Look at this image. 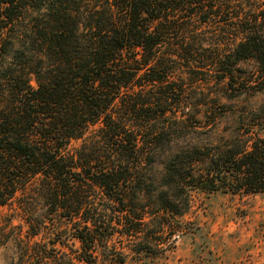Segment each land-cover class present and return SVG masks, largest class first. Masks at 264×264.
<instances>
[{
    "label": "trees",
    "instance_id": "1",
    "mask_svg": "<svg viewBox=\"0 0 264 264\" xmlns=\"http://www.w3.org/2000/svg\"><path fill=\"white\" fill-rule=\"evenodd\" d=\"M204 1L0 0V206L37 179L50 213L71 224L76 261L96 264L98 230L110 211L121 235L138 239L134 252L152 254L150 224L182 214L177 194L186 205L195 189L264 193V134L254 133L243 150L202 160L197 150L189 158L174 154L162 168L161 190L142 189L161 134L151 124L165 112L155 110L160 93L145 91L163 83L158 47L175 12ZM247 1H259L258 12L239 21L241 37L226 60L231 67L253 60L264 76V0ZM90 127L93 148L83 156L69 152L70 141ZM94 191L113 209L97 207ZM165 223L159 232L172 227ZM55 249L48 254L44 244H32L27 264H68Z\"/></svg>",
    "mask_w": 264,
    "mask_h": 264
},
{
    "label": "rangeland",
    "instance_id": "2",
    "mask_svg": "<svg viewBox=\"0 0 264 264\" xmlns=\"http://www.w3.org/2000/svg\"><path fill=\"white\" fill-rule=\"evenodd\" d=\"M259 6V1L206 0L176 11L168 20L166 41L157 52L161 62L157 76L163 83L145 87V91L160 93L161 105L155 110H165L151 124L161 134L152 163L145 168V194L161 190L162 168L174 154L184 152L189 158L197 150L196 159L202 160L221 150H243L253 133L264 134V76L253 60L232 67L226 60L241 37L239 21L255 10L257 14ZM94 130L90 127L82 138L70 141L67 150L86 154L93 148ZM203 167L198 164L195 169ZM92 194L97 207L113 209L115 203L97 191ZM188 196L187 207L183 194L175 197L181 215L167 221L156 217L150 224L152 254L134 252L138 239L121 235L125 229L110 211L98 230L102 242L94 249L96 264H264V193L195 189ZM144 201L147 210L154 212L152 201ZM168 221L172 227L159 232L158 224L166 226ZM70 227L50 213L43 190L37 179L32 180L0 206V264H27L34 243L44 244L48 254L56 248L54 255L60 263L84 264L76 261L80 247Z\"/></svg>",
    "mask_w": 264,
    "mask_h": 264
}]
</instances>
